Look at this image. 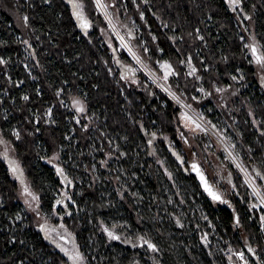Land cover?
Instances as JSON below:
<instances>
[{
	"label": "trees",
	"instance_id": "1",
	"mask_svg": "<svg viewBox=\"0 0 264 264\" xmlns=\"http://www.w3.org/2000/svg\"><path fill=\"white\" fill-rule=\"evenodd\" d=\"M236 4L237 9L226 0H113L111 12L150 69L160 75V64L169 62L175 72L169 84L177 95L197 111L204 104L213 107L206 114L208 119L217 122L219 115L225 119L239 136L244 167L249 172L252 168L250 174L264 185V85L241 24L252 21L255 43L251 46L264 57V0H236ZM77 14L84 16L91 29L78 24ZM128 62V54L111 35L93 0H0V136L13 148L39 196L44 217L55 212L64 189L59 174L45 160L59 154L63 167L76 179V169L62 156L64 147V154L76 153L89 172L94 151L132 154L135 147L137 172L147 181L151 210L159 205L154 196L168 201V186L174 200H180L175 184L184 182L201 196L224 248L242 252L249 264H264L263 236L257 215L246 206L249 189L238 171L228 168L232 207L216 204L193 175L185 176L169 151L170 147L180 151V136H194L180 121L182 110L142 73H132ZM191 65L195 77L189 73ZM240 77L246 88L237 96L217 91L216 87H238L233 79ZM201 82L209 97L200 103L195 97ZM75 99L84 106L79 116ZM154 134L164 141L151 152L145 137L154 139ZM114 144L120 152L106 148ZM11 172L0 156V264H62L40 227L30 216L24 217ZM171 174L175 184L169 183ZM77 186L84 193V184ZM184 207L188 212L187 200ZM99 212L101 206L90 207V215ZM66 216L83 215L77 209ZM173 228L186 231L179 222ZM187 257L193 259L192 254Z\"/></svg>",
	"mask_w": 264,
	"mask_h": 264
},
{
	"label": "rangeland",
	"instance_id": "2",
	"mask_svg": "<svg viewBox=\"0 0 264 264\" xmlns=\"http://www.w3.org/2000/svg\"><path fill=\"white\" fill-rule=\"evenodd\" d=\"M227 1L229 5L236 4V2L235 3L233 2V0H227ZM104 2L107 5L108 9L111 10V3L113 2V0H104ZM235 8L237 9L236 6ZM241 24H243L242 27L244 33L246 34V36H248V39H246L247 40L246 46L248 47V49H250L252 47L251 44L255 43V39L253 37L252 21L249 20L247 23L243 21ZM109 31L112 34L110 29ZM126 37H128V35ZM121 48L124 50L123 47ZM251 55L253 57L254 64H256L255 68L259 76V82L262 81L261 84L264 85V70L257 65V61L253 55L252 49H251ZM129 58L131 62L127 63V68L132 73L135 74L142 73L146 77L148 83L152 84V86H154L163 94H165L174 104H176L182 110V113H180L179 115L182 125L192 135L194 136L197 135L199 136V138H195L194 136L192 137L180 136L181 137V141H180L181 147L179 148L180 152L185 154L186 158H188V162H195L200 164L203 172L205 173L206 177L209 179L210 183L214 185V187L222 195L223 199L227 201L225 205L231 206L227 193L229 189L227 186V181L230 177L228 168L230 167L232 170H234L236 169V167L234 165V162L230 159L229 154L215 140V138L204 128V126L202 125V121L200 122V119L202 118L206 123H208V125H211L219 133V135L227 142L229 148L236 154L238 159L241 161V159L243 158V153H242V145L238 134L234 132V130L229 128L225 119L220 115L219 118L216 117L218 119L217 122L208 119L206 114L211 113L213 111V107L204 104L202 109L197 111V109L190 106L184 99H182V97L177 95L171 89L169 80L175 75V72L172 69L169 62L164 61L160 64V69H161L160 75L155 73L152 69L150 70L154 73V75L158 77L160 82H162L165 87H168L176 95L175 97H178V99L183 101L189 107L188 109L185 106V109H188V112L190 113H188L185 109L180 107L178 102L175 100V98L168 96L166 91L163 90L158 84H153L151 79H149V77L141 68V66L137 64L131 56H129ZM138 59L143 64L146 63L140 57V55L138 56ZM188 63H191L190 59H188ZM164 65H168L169 67H164ZM146 66L150 68L147 65V63ZM189 70H190L189 72L190 75L192 77H195L196 70L194 69V67L193 66L190 67ZM240 74L242 76V73ZM197 79L201 81L199 77H197ZM233 81L236 85H238V87L234 89L227 88V90L216 87L217 91L220 92L222 95L225 94L228 95L226 93L228 92L232 94L233 97L237 96L241 90L246 88V86L245 84L244 85L242 84L243 77H240L239 79L234 78ZM207 97H209V92L205 89V87L202 85L201 82L200 86L198 87V93L195 99L196 101L201 103L204 102ZM73 105L76 110L77 116H79L81 111H83V107H84L83 104L79 101V99H75L73 101ZM197 115L200 117V119ZM235 123L238 125V122ZM196 139L202 141L203 144L200 146L197 143L198 141ZM155 147L156 146H154V149ZM96 148L97 147H94V149ZM182 148L186 150L183 151ZM81 152L83 151L81 150L80 153ZM71 154L73 156L76 155V153L74 152H71ZM91 155L93 158L92 163H93L94 173L97 174L100 171L98 169L100 162H98L97 161L98 159L96 158V156L98 155V151L97 152L94 151ZM0 156L4 158L5 161L7 160V162L9 163L12 170L11 172L12 176L14 177L15 181L18 184L19 200L23 204V210L26 212L25 215L23 212L24 217L30 216L32 218V221H34V223L37 224V227L38 228L40 227L42 233H44L45 235L50 234L52 229L51 225L55 224L53 219L56 218L57 216L55 213H53L50 216H48V218L44 217V214L40 211L39 196L29 184L25 176V172L23 171V168L21 167V165L19 164V162L15 157L13 148L11 147L10 144L6 143L1 138V136H0ZM45 162H47L50 166L54 168V170L59 174V176L65 183L67 184L71 183L72 186L66 184L67 185L66 187L68 189H72L73 186L77 184L79 185V187H81V185L84 184V180L88 178L86 171H84L86 169V163L84 162V160L79 159L77 155L68 162L70 163L69 165L72 168L76 169L78 173L76 179L74 178V176L70 175V173L67 172L65 167H63V164L61 162V157L59 154H56L53 157L45 160ZM13 168H15L16 171H13ZM58 169L59 171H57ZM249 170L252 173L254 172L252 168L251 169L249 168ZM157 176L159 178L162 177V170H160L159 166L157 167ZM169 177H170V179H168L169 183L172 184V182H174L173 174H171ZM253 178L254 180H256L255 182H257L258 185L260 186L259 188L261 192L264 193V185L262 184V182L259 180V178L256 175ZM175 183L176 182H174V184ZM25 188L28 189L30 195H26L24 193ZM175 188L177 189V193L182 194V197H179L180 200L178 201L174 200L173 194L171 192L172 189L169 186L166 187V194H168L169 197L168 201L164 199L160 200L158 196H154V201L157 198L158 199L157 203H159V205H156V208L152 207L151 210L150 220L152 222V234H151L152 239L150 240L151 243L156 247V251L149 250L147 248H143L142 250H139L138 256L142 259V264H198V263L224 264L225 253L229 250L231 252H234L235 257L237 258L236 255L237 252H235L234 250L232 251L230 247L224 248L223 239L217 234L216 227L214 226V224L212 225L208 223L207 225L204 224L205 223L204 221H206L205 218L208 217L209 219H211V217L203 205L201 196L199 194L197 195L194 194V191L188 189L185 186L184 182L175 184ZM233 188L234 191L237 192L236 186H234ZM71 191L73 192V189ZM71 191L70 194H72ZM81 195L82 192L80 191L79 188V192L78 194H76V198L77 197L81 198ZM248 195L249 196L251 195L250 191H248ZM251 196L253 197V195ZM251 196H250V200L248 201V205H250ZM33 197H35V199H33ZM185 199L187 200V205L189 206L188 212L185 210L184 207V202L186 201ZM141 200L143 201V198H141ZM248 205L246 206L248 207ZM119 216H122V214H120ZM252 217L254 216L252 215ZM22 218L23 217L20 218V221L22 220ZM191 218L194 219V222L192 221ZM109 221L111 223L113 222V220L111 219H109ZM177 222H179L185 227L186 230L185 232L174 230L173 227ZM56 223L59 227L65 228L63 222L60 221L59 219L57 220ZM113 223H122V222L114 221ZM163 223H166L165 226ZM187 254H192L193 259L196 260L198 263L195 262L193 259L192 260L188 259ZM85 256L86 257H84V264H90L91 261L87 262L88 261L87 254ZM93 257H94V261H99L104 257V255L103 254L100 255V257L99 255H95V256L93 255ZM104 260H107V257ZM112 263L123 264L120 258L118 257V255L113 256ZM124 264H128V263L126 262Z\"/></svg>",
	"mask_w": 264,
	"mask_h": 264
},
{
	"label": "flooded vegetation",
	"instance_id": "3",
	"mask_svg": "<svg viewBox=\"0 0 264 264\" xmlns=\"http://www.w3.org/2000/svg\"><path fill=\"white\" fill-rule=\"evenodd\" d=\"M226 2L234 9L238 6V4L229 5L227 0ZM254 57L257 58L255 55ZM163 141V139L145 137L146 147L151 152L156 150L154 146ZM106 148H111L114 152L121 150L116 144ZM132 150V154L123 151L120 155L116 153L97 155V161L100 162L98 168L100 171L97 174L94 173L92 158L90 160L92 171L89 172L88 164L84 170L88 178L84 180V193L80 190L81 198H75L79 192L77 185L73 186L72 192V189L66 187L71 183L67 184L62 180L64 189L54 208L57 216L53 219L55 224L51 225L50 234L43 233L62 264H84L86 254L87 262L91 261L90 264L113 262L114 255H118L123 264L126 262L142 264L138 251L143 248L152 250L148 247V244H152L150 240L152 239L151 206L149 205L151 196L147 195L149 190L147 181L141 179L137 172L138 155L135 154L137 149L132 147ZM169 151L179 162L183 174L195 177L191 166L194 162H188L185 154L175 148L170 147ZM143 166L144 164L141 165V169ZM141 174L145 173L142 171ZM138 197L143 198L144 201L137 200ZM93 205L101 206V212L97 216L90 215V207ZM77 209H80L83 216L67 219L66 215ZM120 214L122 216H119ZM58 219L63 222L65 228L57 225ZM109 219L122 223H111ZM109 232L118 239L111 238ZM101 253L104 255L103 260L94 261L93 255L100 257ZM77 255L80 259L75 260L74 257ZM106 257L107 260H104Z\"/></svg>",
	"mask_w": 264,
	"mask_h": 264
},
{
	"label": "built area",
	"instance_id": "4",
	"mask_svg": "<svg viewBox=\"0 0 264 264\" xmlns=\"http://www.w3.org/2000/svg\"><path fill=\"white\" fill-rule=\"evenodd\" d=\"M97 10L99 11V13L102 15V17L104 18L108 28L111 30L112 32V36H114V39L116 40V42L118 43L119 47H123L124 51L128 54V56H131L134 61L139 64L141 66V68L144 70V72L147 74V76L149 77V79H151L153 84H158L163 90L166 91V93L168 94V96H171L172 98H175V100L178 102L179 106L182 107L183 109L186 108L189 109V107L180 99H178V97H175L176 95L168 88L165 87L163 85L162 82H160V80L158 79V77L156 75H154V73L150 70V68H148L146 66V63H142L140 62V60L138 59V54L136 53V51L134 50L130 40L128 37H126V33L121 29V27L119 26V24L117 23L114 15L112 14L111 10L108 9L107 5L105 4L104 0H93ZM103 5V6H101ZM122 49V48H121ZM188 109H185L188 112ZM190 113V112H188ZM198 116V115H197ZM199 117V116H198ZM200 119V117H199ZM202 121V125L204 126V128L215 138V140L225 149V151L229 154L230 159L234 162V165L237 169V171L239 172L240 176L242 177L244 183L246 184V186L248 187L251 195H253V197L251 196V202L250 205H248L249 211L252 214H256L257 215V223L258 226L260 228V231L262 233L263 236V242H264V222H262V217H264V207L260 205L258 199L254 196L253 193V186L256 185V182L253 178V176L250 174V172L244 167V165L242 164V162L238 159V157L236 156V154L229 148L227 142L219 135V133L211 126L208 125V123H206L202 118L200 119V122ZM66 151V147L63 148V150H61V152L63 153V156L68 158L69 160H72L73 156L71 154V152H68L66 155L64 154V152ZM69 173V171H67ZM69 175V174H68ZM71 175V174H70ZM258 187V186H257ZM259 188V187H258ZM260 189V188H259ZM253 198V199H252ZM255 205V207H254ZM206 221H204L203 223L207 225L210 224L212 225L213 222L211 219H209L208 217L205 218ZM242 252H237V258L235 257L234 252H231L230 250L227 251L225 253V260L227 264H249L244 257L243 254V259L240 258V254ZM263 263H264V258H263Z\"/></svg>",
	"mask_w": 264,
	"mask_h": 264
},
{
	"label": "water",
	"instance_id": "5",
	"mask_svg": "<svg viewBox=\"0 0 264 264\" xmlns=\"http://www.w3.org/2000/svg\"><path fill=\"white\" fill-rule=\"evenodd\" d=\"M77 17V22L78 24L85 30H89L91 29V24L84 18L83 15H80V14H77L76 15ZM255 47V46H252V48ZM256 49V47H255ZM254 54V53H253ZM256 57H260L257 49H256V52L254 54ZM129 74V73H128ZM127 74V75H128ZM153 138H157V136L154 134L152 135ZM192 165H196L195 168L192 167V173H194L195 177H196V180L201 188V190L212 200L214 201L216 204H219V205H223L225 203H222L221 201H225V199H223L222 195L219 193V191L214 187V185H212L209 181V179L206 177L205 173L203 172L202 170V167L200 166V164L198 163H195L194 164H191ZM201 177H203V179H201ZM209 190L212 192V193H215L216 195H218L220 197V200H214L212 198L211 195H209ZM235 221L237 222V218L235 219Z\"/></svg>",
	"mask_w": 264,
	"mask_h": 264
},
{
	"label": "snow or ice",
	"instance_id": "6",
	"mask_svg": "<svg viewBox=\"0 0 264 264\" xmlns=\"http://www.w3.org/2000/svg\"><path fill=\"white\" fill-rule=\"evenodd\" d=\"M98 2H99V0H98ZM233 2L235 3L236 0H233ZM76 6L79 7V5H76ZM101 6H103V5H101ZM25 20H27V17H25ZM252 52L255 54V52H256L255 47L252 48ZM257 63L260 64L261 67H264V57H257ZM164 67H169V66H168V65H164ZM25 99H27V97H25ZM17 135H18V134H17ZM192 167L195 168L196 165H192ZM13 171H16V169L13 168ZM57 171H59V169H58ZM201 179H203V177H201ZM24 193H25L26 195H30V193L28 192V189H27V188L24 189ZM209 195H211L212 198H213L214 200H220V197H219L218 195H216L215 193H212L210 190H209ZM33 199H35V197H33ZM221 202H222V203H227V201H221ZM254 207H255V205H254ZM261 219H262V222H264V217H262ZM237 223H239L238 220H237ZM106 231H107V230H106ZM108 234H109V236H110L111 238H113V239H118V237L113 236V234H112L111 232H109ZM145 243H148V242L145 241ZM148 247L151 248L153 251H156V248H155L154 245H152V244H148ZM240 258L243 259V254H242V253L240 254ZM74 259H75V260L80 259L79 255H77L76 257H74Z\"/></svg>",
	"mask_w": 264,
	"mask_h": 264
},
{
	"label": "bare ground",
	"instance_id": "7",
	"mask_svg": "<svg viewBox=\"0 0 264 264\" xmlns=\"http://www.w3.org/2000/svg\"><path fill=\"white\" fill-rule=\"evenodd\" d=\"M253 193L254 196L259 200L260 205L264 207V193L261 192V190L256 185L253 186Z\"/></svg>",
	"mask_w": 264,
	"mask_h": 264
}]
</instances>
